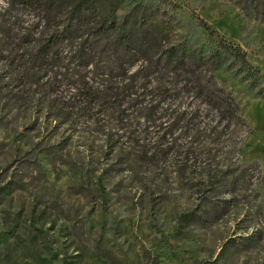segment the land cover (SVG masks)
<instances>
[{
    "label": "rangeland",
    "instance_id": "374dc122",
    "mask_svg": "<svg viewBox=\"0 0 264 264\" xmlns=\"http://www.w3.org/2000/svg\"><path fill=\"white\" fill-rule=\"evenodd\" d=\"M178 1L264 70V0ZM8 2L0 0V264H264V99L219 72L245 104L238 154L258 167L234 191L181 180L163 109L76 114L82 76L103 77L61 50L37 55L44 12ZM158 143L170 152L144 160L141 146Z\"/></svg>",
    "mask_w": 264,
    "mask_h": 264
},
{
    "label": "trees",
    "instance_id": "16d2710c",
    "mask_svg": "<svg viewBox=\"0 0 264 264\" xmlns=\"http://www.w3.org/2000/svg\"><path fill=\"white\" fill-rule=\"evenodd\" d=\"M15 2L44 12L37 55L49 57L61 50L103 77L82 76L79 104L70 105L78 108L76 114L122 119L129 109L145 108V117L163 109L158 118L160 125L165 122L164 135L169 134L177 146L171 152L178 156L175 171L181 180L193 178L212 187L222 183L234 191L249 169L258 167L257 161L245 163L238 154L244 144L240 131L249 125L245 104L218 73L228 74L246 94L264 99V70L241 44L222 36L195 8L187 11L178 0H9L8 4ZM0 35L6 36L7 30L0 28ZM165 105L172 110L168 112ZM73 108H68V119ZM141 147L142 158L150 163L170 152L163 143ZM196 212L182 211L177 221L190 220Z\"/></svg>",
    "mask_w": 264,
    "mask_h": 264
}]
</instances>
